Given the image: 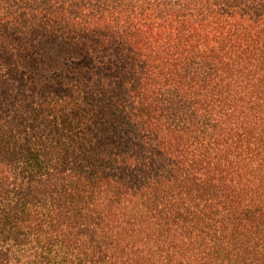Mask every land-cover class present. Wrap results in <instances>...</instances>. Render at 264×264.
<instances>
[{"label": "trees", "instance_id": "16d2710c", "mask_svg": "<svg viewBox=\"0 0 264 264\" xmlns=\"http://www.w3.org/2000/svg\"><path fill=\"white\" fill-rule=\"evenodd\" d=\"M0 264H264V0H0Z\"/></svg>", "mask_w": 264, "mask_h": 264}, {"label": "rangeland", "instance_id": "374dc122", "mask_svg": "<svg viewBox=\"0 0 264 264\" xmlns=\"http://www.w3.org/2000/svg\"><path fill=\"white\" fill-rule=\"evenodd\" d=\"M52 41V40H51ZM55 42V41H54Z\"/></svg>", "mask_w": 264, "mask_h": 264}]
</instances>
